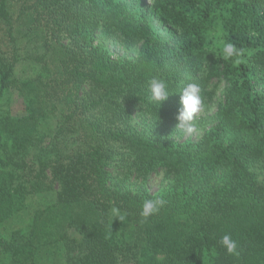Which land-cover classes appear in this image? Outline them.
<instances>
[{
  "label": "trees",
  "instance_id": "obj_1",
  "mask_svg": "<svg viewBox=\"0 0 264 264\" xmlns=\"http://www.w3.org/2000/svg\"><path fill=\"white\" fill-rule=\"evenodd\" d=\"M153 76L200 85L201 135L177 128V93L148 102ZM0 264H264V0H0Z\"/></svg>",
  "mask_w": 264,
  "mask_h": 264
},
{
  "label": "clouds",
  "instance_id": "obj_2",
  "mask_svg": "<svg viewBox=\"0 0 264 264\" xmlns=\"http://www.w3.org/2000/svg\"><path fill=\"white\" fill-rule=\"evenodd\" d=\"M209 39H215L217 43L214 45L215 50L218 51L220 58L225 61H230L234 65H240L244 62L246 55L243 48L237 47L234 43L221 39L223 32L217 29L216 32L208 34ZM177 93L179 95V109L177 114L178 125L177 128L188 133L194 132L195 119L198 114L205 110L203 98L201 96V87L199 84L189 82L180 86L176 91H169L168 84L161 78L151 77L147 82V99L149 103L160 104L165 100L169 94ZM166 201L162 197H155L151 199H144L139 209V216L143 220H147L150 216L157 214L164 206ZM112 220L118 219L121 223L126 221L128 213L122 212L118 207L111 208ZM111 231H109V235ZM218 243L225 248L228 254L238 255V242L232 238L230 234H224L220 237Z\"/></svg>",
  "mask_w": 264,
  "mask_h": 264
},
{
  "label": "rangeland",
  "instance_id": "obj_3",
  "mask_svg": "<svg viewBox=\"0 0 264 264\" xmlns=\"http://www.w3.org/2000/svg\"><path fill=\"white\" fill-rule=\"evenodd\" d=\"M151 1L152 0H150V2ZM145 3L147 4L149 2L145 1ZM30 64L31 63H29V62L28 63L27 62H23L20 66L18 65L19 67H17L18 70H17L16 74L19 77H28V76L30 77V76L34 75L35 72H36V67L35 66H31ZM222 89H223V85L220 84V86L217 89V93H216V96L214 98L213 104L209 105V112H208L209 114L215 112L218 102L221 101ZM9 98H10L9 106H10L11 110L13 112H21L23 110L26 102H27L26 96H24V95L22 96V95H19L18 93H14ZM49 122H50V120L48 122L46 121V123L43 125V128L45 130H48V128H49V126H50ZM201 128H203V127H201ZM199 129L194 131V132H192V133H189V135L192 138H194V139L197 138V136L201 135V133H202V129H200V130ZM158 180L159 179H152L151 180L150 186H151L152 189H156L158 187ZM46 195H47V197H46ZM50 196L51 195L49 193V195L45 194L44 196H41V197L38 196V197H36L34 199H29L28 206H27L26 210L22 214H20L18 216H15V217H12L9 220L8 225L10 227H13L14 225L15 226L16 225L17 226H21L24 222L26 223L27 220H28L30 211H32L34 208H36L37 206L42 204L45 201V199L50 198Z\"/></svg>",
  "mask_w": 264,
  "mask_h": 264
}]
</instances>
